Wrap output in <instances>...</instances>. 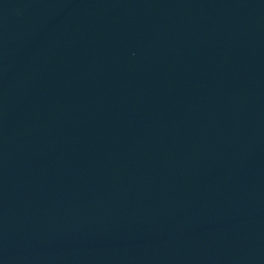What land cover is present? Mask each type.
Listing matches in <instances>:
<instances>
[{"label":"water","instance_id":"95a60500","mask_svg":"<svg viewBox=\"0 0 264 264\" xmlns=\"http://www.w3.org/2000/svg\"><path fill=\"white\" fill-rule=\"evenodd\" d=\"M0 264H264V0H0Z\"/></svg>","mask_w":264,"mask_h":264}]
</instances>
